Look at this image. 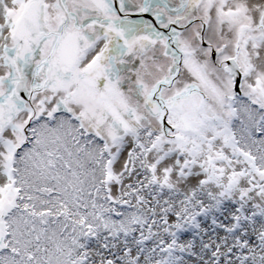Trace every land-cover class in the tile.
<instances>
[{"label": "snow or ice", "instance_id": "obj_1", "mask_svg": "<svg viewBox=\"0 0 264 264\" xmlns=\"http://www.w3.org/2000/svg\"><path fill=\"white\" fill-rule=\"evenodd\" d=\"M0 264H264V0H0Z\"/></svg>", "mask_w": 264, "mask_h": 264}]
</instances>
